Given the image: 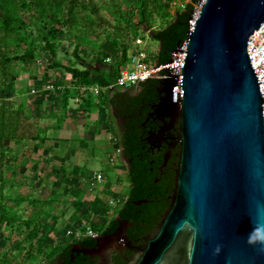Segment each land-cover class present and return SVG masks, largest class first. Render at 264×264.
<instances>
[{"label": "water", "instance_id": "water-1", "mask_svg": "<svg viewBox=\"0 0 264 264\" xmlns=\"http://www.w3.org/2000/svg\"><path fill=\"white\" fill-rule=\"evenodd\" d=\"M190 4L186 41L148 75L164 93L157 111L177 125L171 204L138 246L117 215L89 251L101 264L127 248V264H264V54L254 68L248 52L264 0Z\"/></svg>", "mask_w": 264, "mask_h": 264}, {"label": "trees", "instance_id": "trees-1", "mask_svg": "<svg viewBox=\"0 0 264 264\" xmlns=\"http://www.w3.org/2000/svg\"><path fill=\"white\" fill-rule=\"evenodd\" d=\"M132 1L140 2L141 19L132 22L123 10L116 9L119 12V19H117L116 25L110 28V23L107 22V19H104L106 17L101 15V5L97 3V0H0V29L4 32L0 40L5 41L8 38L15 37L18 46L26 44L29 41L28 32L31 33V37H34L35 32L28 28L29 23L34 22L38 25L36 29L38 36L44 42V44L39 43L34 37L35 40L30 41L25 50L12 52L7 43L0 41V65L2 66V76H0V170L7 165L6 157H9L12 162L17 158L15 150L8 153L11 150L8 142H12L16 146H24L28 150V148H34L33 144L41 140L44 135L40 124V115L30 114L31 112L29 113L25 109V100L23 101L21 97H15L13 100L18 98L16 101L10 100L11 85L9 86V84L12 79L18 76L15 70L10 71V64L15 67L17 64L13 62L26 63L29 59H34L38 49L48 52L51 57L58 58V48H60L61 42L64 41L65 37L73 35L75 39L77 38L73 51L76 58L75 62L72 65H62L59 62H54L53 66L64 68L71 73L76 87L80 83L87 86H105L108 83L106 78L92 76L89 68L82 69L77 66L83 65L81 51H84V44H86L84 32L82 31L83 27L90 24L93 27V32H96L99 37L105 39H107V36L109 37V40H107L110 42L112 53L104 56L103 53L99 52L93 55L90 60V63L97 62L98 64L107 60V57L114 58V61H112L113 72L109 74L111 79L109 82L117 80L121 65L129 59V52L133 47L131 42H135L140 36H145L148 31L150 36L159 42L156 61L160 64L168 62L172 53L186 41L191 27L190 10L193 8L192 4L187 5L186 9L177 8L172 13V18L168 20L164 14L166 13L165 7L158 0ZM152 10L158 11L166 22L161 23L162 25L158 29H149L147 32L142 33L139 29L143 27L144 23L147 22L148 26H151L150 14ZM27 12L32 17L28 18ZM30 18L35 21H30ZM86 56L89 55L85 54ZM148 84L156 88L160 81L150 79L140 84L139 87ZM71 94V89L65 90L63 96L64 109H67L69 105ZM99 96V98L105 100L107 95L104 91ZM108 100L118 104L120 110L117 111L118 114H126V123L121 126L119 144L122 146L123 153L129 162L130 190L127 199L118 209L117 215L133 224L132 232L135 235H139L138 230L145 234L156 227L160 218L157 219L156 215L161 214L170 205V196L175 187V176L174 173H170L162 182H156L157 173H154L152 168L158 170V163L155 162L158 160V156L149 153V148L145 146L143 136V123L148 116V109L143 111L144 114L136 111L143 100V96L136 97L129 91H118ZM130 100L132 106L129 105ZM24 154L29 157L28 151ZM0 175V178H2V174ZM9 219L11 218L1 213L0 224L3 225ZM26 223L30 227L29 239L31 240V247L26 255L32 257L35 251L34 242H41L38 237L40 220L29 219ZM107 226H110L112 230L119 226L116 216L105 226L91 225L97 232L104 230ZM83 230L86 231L87 227ZM77 240L90 245L94 243V238L91 236H83L81 239L73 237L71 240L62 241L63 244L51 249L46 254L48 257L47 263L57 264L60 255L70 251L71 245ZM43 250L40 247L38 252L43 253ZM83 262V258L80 257L74 264H83ZM18 264L23 263L18 262Z\"/></svg>", "mask_w": 264, "mask_h": 264}, {"label": "crops", "instance_id": "crops-1", "mask_svg": "<svg viewBox=\"0 0 264 264\" xmlns=\"http://www.w3.org/2000/svg\"><path fill=\"white\" fill-rule=\"evenodd\" d=\"M148 46L154 49L151 44ZM155 49H159V43ZM81 56L83 65L77 66L82 69L89 68L92 76L106 78L107 82L111 83L109 71L101 75L95 72L94 68L102 66V63L94 66L93 62L90 63L92 57H85L84 51H81ZM75 59L73 55V60ZM43 71L44 75L33 89V94H22L25 109L37 116L47 113V121L51 123L44 126L43 138L33 144L34 154L32 159H29L32 161L30 171L38 174L40 180L42 176L43 182L50 185L48 189L50 192L60 193L63 200L67 201V206L60 216L56 214L50 220H46L45 224L46 236L65 241L68 240V231L71 229L83 230L92 224L107 225L109 222L107 218L116 207L111 201H122L123 204L128 197L129 162L119 144L121 128L117 122L118 104L108 100L112 97L111 92L105 91L107 96L103 100L90 89H86L87 85L80 83L76 87L72 74L64 68H55L53 73ZM58 89L61 91L59 96L57 94L54 96L53 90ZM66 89H71L72 94L67 109L63 108L61 111V105L63 107L61 95ZM15 97L13 95L11 99ZM54 97L57 99L54 100ZM29 106L33 108L28 109ZM54 110L59 113H52ZM31 153L32 150L29 157ZM36 160L38 164L34 168ZM96 172H101L105 176L104 183L100 186L107 194L104 195L105 203L103 202L102 206L86 203V196L76 193L83 190L86 186L85 180ZM104 185H108L109 188L106 189ZM64 202L59 203L60 206Z\"/></svg>", "mask_w": 264, "mask_h": 264}, {"label": "rangeland", "instance_id": "rangeland-1", "mask_svg": "<svg viewBox=\"0 0 264 264\" xmlns=\"http://www.w3.org/2000/svg\"><path fill=\"white\" fill-rule=\"evenodd\" d=\"M158 1L164 5L166 12L164 13L165 17H167V19L170 20L172 18L171 17L172 13L176 11V8L174 6L175 2H184L186 0H158ZM97 3L101 5V15L103 17H106L104 19H107V22L110 23L109 25L110 28H113L117 23V19H119V12H117L116 9L123 10L125 14H127L131 18L132 22H136L141 19V12L139 8L141 5L140 2H136L132 0H97ZM27 17L28 18L32 17V15L28 13ZM150 17H151L150 18L151 26H148L147 22L144 23L143 27L139 29L141 30L142 33L147 32L149 29L150 30L158 29L159 27H161L162 25L161 23L166 22V20L164 21L161 14H159L158 11L156 10H152ZM30 21H35V20L34 19L32 20V18H30ZM96 22H98V20H96ZM88 26L91 27L90 24ZM88 26L82 28V31L84 32L83 33L84 39L86 41V44H84L85 54L91 57L99 52L103 53L104 56L110 55L113 50L110 46V42L108 41L109 37L107 36L108 40L105 39L104 37H99L96 34V32H93L92 30L93 27L90 28ZM37 27H38L37 24H34V22L33 23L30 22L28 28L32 32H35L34 37L36 38V40L39 43L44 44V42H42L41 40V37H39L38 33L36 32ZM3 35L4 32L0 29V37H2ZM34 37H31V33L28 32L29 41L26 42V44H22L21 46H18L16 44L17 40L15 37L8 38L5 41L4 40H0V41L2 43H7L8 46H10L12 52H17V51L25 50L26 45L28 46L30 41L35 40ZM146 40L148 41L149 44H151L154 47V49L155 46H158L159 42L154 40L152 37L146 36ZM76 42H77V38L75 39L73 35L65 37L64 41L61 42L60 44V48H58L59 49L58 56H60L59 59L51 57L48 52L38 49L36 51V57L34 59H29L26 63L13 62L17 64L15 67H13L10 64V71L15 70L16 71L15 73H17L18 75L15 77V79H12L11 83L9 84V86L11 85L10 86L11 90L9 91L10 100L16 101V99H18V98H16L15 100L11 99L13 95H15L16 97H21V99H23L24 98L22 95L23 93L33 94V89L36 88L38 81L44 75L43 70L47 71L48 73H53L55 71V67L53 66L54 62H59L62 65L63 64L72 65L75 62L73 60L72 50H74V46ZM131 43H132L131 46L133 45L134 47L135 42L133 41ZM61 45H63L62 48ZM89 56L86 57L90 58ZM111 58L112 61H114V58L113 57ZM112 61L109 62L107 60H104L102 62V66L98 65L97 67L94 68L95 72L97 71V74L101 75L106 71H109V73L111 74V72H113ZM93 65L94 66L97 65V62H93ZM1 70H2V66L0 65V76H2ZM118 91H129L130 93H134L135 89L118 88L110 92L113 96ZM60 92L61 91L59 89L53 90V95L56 96L57 94V96H59ZM63 96L64 93L61 95V98H63ZM56 99L57 97H54V100ZM15 103L19 104L18 102ZM56 103L58 104V101H56ZM62 104H63V99H62ZM34 105L37 108L36 102L34 103ZM29 108H33V107L29 106L28 109ZM110 109H112V105L110 106ZM113 109L116 110V108ZM62 110L63 107L61 105V111ZM28 112L30 113L29 110ZM52 113H59V112L54 110L52 111ZM47 115H48L47 113L43 114L42 116L40 115L41 117L40 124L42 126V129H44V126H46L48 123ZM8 143L11 147V150L8 151V153H12L15 150V153L17 154V158L15 161L12 162L9 157H6L7 165L5 166V168L0 170V174H2V178H0V215L1 213H3L11 218L3 225L0 224V264H16V263L18 264V262H22L23 264H48L47 263L48 257L46 256V254L49 253L51 249L59 247L63 243L61 238L51 239L50 237L45 235L46 234L45 230H47V227L45 228L46 220H50L56 214L60 216V214L64 211L65 207L67 206L66 203L67 201H65V199L63 200V197H61L60 193L50 192V190H48L50 185L43 182L41 175H40L41 176V180H40L39 177L37 176L38 174L31 173L30 170L32 169L31 168L32 161H30L29 159H32V155L34 154V151L32 150L33 147L28 148V150H26L27 148H25L24 146L22 147L16 146L12 142H8ZM31 150L32 153L30 157L24 154L26 151L30 153ZM37 164H38V160L35 161L33 167L35 168ZM101 183H104V181ZM101 183H99L97 187L86 183V186H84L83 190L76 191V193H78L79 195H85L86 203L90 202L91 205L102 206L103 202L105 203L104 195L106 194V192L103 191V188L100 187ZM104 186L106 187V189L109 188L108 185H104ZM90 187H92V189ZM114 201H115V205L112 203L111 204L113 206H116L117 208L114 207L115 212L113 211V213H110L111 216L107 218V221L108 220L110 221L115 216L117 217L118 209L123 205L122 201L121 202H117L116 200ZM61 202L64 203H62L60 206L59 203ZM29 219L40 220V231L38 237L39 240H41V242H37V243H35L36 241L34 242L35 251L32 257H27L26 255L27 251L31 247L30 244L31 240L29 239L30 227L26 223V221H28ZM73 231H77V230H73ZM81 231L85 232V230L82 229ZM73 237H75V234L74 236L70 235L68 240H71V238ZM40 247L44 249L43 253L38 252V249Z\"/></svg>", "mask_w": 264, "mask_h": 264}, {"label": "flooded vegetation", "instance_id": "flooded-vegetation-1", "mask_svg": "<svg viewBox=\"0 0 264 264\" xmlns=\"http://www.w3.org/2000/svg\"><path fill=\"white\" fill-rule=\"evenodd\" d=\"M159 86L160 84L156 88H154L149 84L147 86L141 85L138 89H135L134 93H132L136 97L140 95L143 96V100L141 101V104L136 108V111L138 113L144 114L145 112L143 111L145 109H148V116L143 123V136L145 146L149 148V153L153 156H158V160L155 161L158 163V170L156 171L154 168H152L153 172L157 173V183L162 182L163 179L170 173H174V176L176 175L180 153V143L176 130L177 125L174 124L167 113L162 114L160 110L157 111V105L160 103L161 98L164 96V93L161 91L162 87L161 90H159ZM129 105L132 106V101ZM117 110H119V107ZM118 117L121 128V126L126 123V114H119ZM172 195L170 196V201ZM169 206L170 205H168L167 209L169 208ZM167 209H164L161 214L156 215L157 219L160 217L157 225L162 221ZM132 227L133 224L130 226L128 233L132 240L133 246L143 244L145 242V237L149 235V233L153 232L156 228L155 227L152 231H149L145 234H142L140 230H138L139 235H135V233L132 232ZM116 229L112 230L110 226H107L104 230L98 231L96 237L104 236L108 233L114 232ZM93 238L94 243L91 245L85 244L81 240L75 241L71 245L70 251H67L65 254L60 255L57 264H74L80 257L83 258V264H101L102 257L99 256L96 251L89 253V251H93L95 249L98 242L95 237ZM133 255L134 252L129 248L125 250L114 251L112 264H127L128 259L132 258Z\"/></svg>", "mask_w": 264, "mask_h": 264}, {"label": "built area", "instance_id": "built-area-1", "mask_svg": "<svg viewBox=\"0 0 264 264\" xmlns=\"http://www.w3.org/2000/svg\"><path fill=\"white\" fill-rule=\"evenodd\" d=\"M192 0H186L184 2H175V8L186 9L187 5ZM147 37L150 36V32H147L145 36H140L135 40L133 49L129 52V59L123 63L119 69L117 80L106 84L105 86L93 85L87 86L86 89H90L94 94L101 95L104 91H113L118 88H137L140 84L149 81L148 75L160 64L156 61V54L159 49H151L148 46ZM248 52L251 56L252 65L257 68L261 62L264 54V24L253 34L250 39ZM107 61L111 62L112 58L107 57ZM53 87V86H51ZM79 101V99H78ZM122 151V149H119ZM105 176L101 172L94 173L91 177L85 180L89 185L97 187L99 183L104 181ZM92 189V187H90ZM120 202V201H117ZM115 204V201H112ZM76 239H81L83 236H97L98 232L91 226H87V230L82 232L81 230L68 231V236H74Z\"/></svg>", "mask_w": 264, "mask_h": 264}]
</instances>
